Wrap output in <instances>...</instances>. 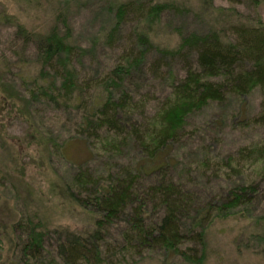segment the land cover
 Returning <instances> with one entry per match:
<instances>
[{
    "label": "trees",
    "instance_id": "obj_1",
    "mask_svg": "<svg viewBox=\"0 0 264 264\" xmlns=\"http://www.w3.org/2000/svg\"><path fill=\"white\" fill-rule=\"evenodd\" d=\"M186 9L159 0L109 7L103 35L88 48L75 46L69 31L40 35L5 18L16 32L9 58H0V80L10 84L19 66L21 95L30 103L25 119L30 115L36 125L41 107L56 111L69 133L62 159L68 160L66 145L83 141L92 156L68 169L60 189L88 213L89 225L50 229L33 215L21 218L12 226L15 264H138L161 252L198 263L213 220L234 212L264 215V169L249 175L251 165L264 164V137L229 151L211 130L198 147L197 168L179 154L196 136L194 116L254 89L263 99L243 127L264 136V22L257 16L254 25L186 32ZM171 17L180 30L172 49L151 37ZM34 64L38 72L28 73Z\"/></svg>",
    "mask_w": 264,
    "mask_h": 264
},
{
    "label": "rangeland",
    "instance_id": "obj_2",
    "mask_svg": "<svg viewBox=\"0 0 264 264\" xmlns=\"http://www.w3.org/2000/svg\"><path fill=\"white\" fill-rule=\"evenodd\" d=\"M127 1L130 0H0V58L10 56L15 25L40 35L54 29L61 35L69 31L75 46L91 47L105 31L106 9ZM159 1L187 8L183 19L186 32L193 31L198 25L224 29L229 25H254L257 16L264 22L263 0L257 2L260 6L257 10L255 0ZM5 18L13 19L15 25ZM172 20L173 17L162 19L151 35L171 49L178 44L180 32ZM8 63L5 61L4 67ZM18 68L16 66L14 72L9 73L10 84L0 80V264H15L11 252L14 248L12 226L23 217L33 215L36 221L50 229L70 231H82L90 222L88 213L63 198L60 189L68 169L92 156L83 141L66 145L64 150L68 160L62 159L60 151L69 133L61 128L64 124L55 120L60 117L56 111H47L40 106L45 112L34 121L36 125L31 124L30 115H27L29 123H26L23 108L29 107L30 103L21 95L24 90L17 81ZM27 72L37 73L38 68L31 65ZM262 99V92L254 89L246 98H231L222 106L211 104L194 116V125L190 127L196 136L179 151L182 163L192 168L200 165L203 154L198 147L211 138V130L221 134L226 141L223 147L229 151L262 142L261 132L243 127L245 118L259 112ZM48 118L55 120L54 123L44 124ZM67 128L70 130V125ZM49 140H53V146L48 144ZM93 165L97 167V161ZM251 167L249 175L257 177L263 172L264 164ZM202 256L200 262L188 263L161 252L146 256L138 264H264V215L234 212L213 220L205 231Z\"/></svg>",
    "mask_w": 264,
    "mask_h": 264
}]
</instances>
